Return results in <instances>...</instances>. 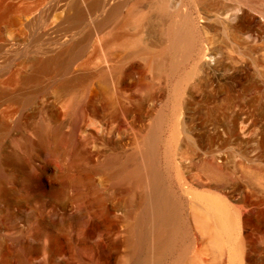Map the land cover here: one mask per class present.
Masks as SVG:
<instances>
[{"label": "bare ground", "instance_id": "obj_1", "mask_svg": "<svg viewBox=\"0 0 264 264\" xmlns=\"http://www.w3.org/2000/svg\"><path fill=\"white\" fill-rule=\"evenodd\" d=\"M127 1L130 3V0ZM45 2L47 1L45 0ZM197 2L196 5H201L202 12L206 16L216 14L214 8L216 4L212 0H197ZM28 3L23 2V0H0V36L2 37L6 30L13 29V33L10 32L12 35H10L9 40L6 38H1L3 41L0 40L2 44L3 42L7 44V50L12 55H16L12 58L7 51L8 56L11 57L5 61L3 59L2 63L0 59V99L5 96L9 87L10 90L11 87L12 90H15L17 85H26L34 81L44 71L59 67L58 64L67 62L73 57V53L82 50L87 35L84 32L76 31L74 33L73 28H78L81 23L84 25L83 22L87 16L92 15L94 17L85 25L89 26L90 30L97 29L105 23L107 19L105 17L110 15L109 17L113 18L111 20L113 21L123 6L112 2L111 5L113 6L106 7L107 4H103L101 0H71L64 3L63 6L65 5L68 10L64 16L65 20L68 21L66 31L60 37L54 38L52 49L48 48L47 51L36 49V55L39 54L37 57H26L28 46L25 44L23 33H21V25L24 23L23 27L26 28V16L31 13V6ZM137 3L139 0H134L131 6L129 5L130 8L124 7L135 11L136 17L132 21L130 19H128L129 21H117L118 19L115 18L117 20L112 22L114 28L121 30V32L113 34L112 37L115 35L116 37L110 38L112 40L109 41L111 45L123 47L122 51L124 53L126 50L127 55L145 54L150 45H153L147 36L152 35L153 37L156 34H153L151 30V35L150 32L147 35V30L155 27L160 31L157 21L161 19L159 16L164 15L169 19L166 24H169L166 26L161 24L165 38L160 37L161 32L159 37L160 40L161 38L165 39L163 45L168 48L170 55L174 54L176 56L174 59H177L179 54L184 56L191 51L198 38L200 27H197L199 24L196 25L190 13L184 12V20L172 22L171 19L174 14L168 12L167 6L169 4L167 5L166 0H151V3L147 4V11H143ZM108 8L110 14L107 15L105 13ZM130 10L126 12L130 13ZM97 12L100 14L105 12L104 14L107 16L103 15L105 16L103 18L101 15L102 18H99L103 20L96 23L94 20L98 19ZM180 13H183L182 10ZM133 14L134 12H132ZM176 17L174 16V20ZM154 19L157 20L154 22H157L159 27L155 26L156 23L152 26ZM57 21L54 20V22ZM160 22L164 23L162 19ZM82 24L81 28H83ZM126 28L128 30L129 28L134 29L136 32L125 33L128 31ZM124 30L125 32H122ZM106 33L108 34V31ZM106 33H103L104 36ZM110 34L112 35V33ZM157 37L158 34L155 35V38ZM155 41H158V38L153 40V42ZM106 46H108V42ZM96 50L94 49V51ZM91 51L93 50L91 49ZM104 51L100 52L96 58H100V62L104 63L105 67L108 65L106 68L110 69V73L106 76L107 80L108 77H111V81L116 86L120 83L118 80L120 77H117V80H114L113 77L115 78L118 71L114 73L115 69L106 64L112 59L108 55V49ZM112 53L110 54L112 55ZM17 55L22 58L17 57ZM3 57L5 56L2 55L1 58ZM98 60L96 61L98 62ZM100 64H96V69L88 68L85 65L83 72L80 73V78L83 80H74L73 77L76 76L71 75L67 80L60 83L59 89L65 94L67 91L73 92V88H76L73 85L76 84L77 86L79 83H83L85 79L98 75L100 69H105ZM26 66H29L30 71H24ZM103 75L105 76V74ZM77 77L79 78V76ZM101 80H104V77ZM131 84L124 83L125 86ZM124 85L123 87H125ZM28 96H25V100L32 98ZM87 97L89 96L87 95ZM151 97L154 98V95H147L145 99ZM183 97L185 98V96ZM80 99L76 100V103L70 104L74 105L72 110L70 108L73 111H70L71 114L73 113V121L71 120L73 122V130H71L73 132V160L59 162L56 160L57 155L56 159H53L55 155L48 160L38 159L41 152L55 147L51 146L54 143H52L53 141L49 142V140H53L51 138L54 135L53 130L57 132V128L60 127L61 122L58 123L57 109H53L52 113L45 114L47 116L43 118L39 117L41 119V122H38L40 125L37 123L38 127L36 126L35 130L27 132L31 136L34 134L33 136L36 138V143L26 144L28 145L26 151L28 159L16 160L10 156H5L0 142V264L264 263L262 259L252 257L249 247L252 243L249 241V228L254 210H252V205L255 204L249 190V180L252 175L250 156L246 152L241 160L236 162L233 158V152L226 151L225 148L231 145L235 132L231 123L225 125L224 116H215L213 110L206 112V115L195 116V113L191 112L188 102L180 101L182 117L177 119L181 120L183 129H181L182 136L176 139V166L178 172H180L179 169L182 171L178 178L180 190L177 194L170 187L167 173L159 165L157 156L160 141L158 132L163 126L162 116H159L155 122L154 131L144 135L143 145L126 152L122 142L125 134L124 129H126V125L128 127V124L135 122L136 118H143L137 110L139 106L133 103L128 105L119 103V106L108 108L102 97L92 101ZM1 105L0 102V132H5L8 127L4 120L8 117L11 118L12 115H10L11 110H7L9 107L2 108ZM87 111H91L97 115L96 117H100L99 130L97 128L94 130L95 127L89 131L81 130L80 120H83L81 118H84L83 116ZM14 115L11 120L14 119ZM98 120L99 118L95 121ZM138 121L136 122L138 123ZM19 122L17 118L15 125H18ZM64 123V125L69 124H66L65 121ZM123 127L125 128L123 129ZM194 127L195 131L192 132ZM25 131H29V129H25ZM51 149H49L51 151L49 156H52L55 151L53 148ZM185 205L190 208L188 216L185 214ZM64 214H68L65 217L69 218L66 223L59 221ZM192 229L195 230L194 235L192 234L194 242L192 239L191 241L193 244L197 243L196 245L200 249L196 246L195 249H199L198 252L204 254L207 251L204 258L201 256L202 258L195 259L194 254L197 251L194 253L190 250L191 242L188 241V236L190 232H193L190 231ZM263 237L261 236L262 241H264ZM193 244L192 247L195 245ZM190 251L192 255H190Z\"/></svg>", "mask_w": 264, "mask_h": 264}, {"label": "rangeland", "instance_id": "obj_2", "mask_svg": "<svg viewBox=\"0 0 264 264\" xmlns=\"http://www.w3.org/2000/svg\"><path fill=\"white\" fill-rule=\"evenodd\" d=\"M46 1L47 2H45V0H23V2L26 3L30 2L28 4L29 6H31V13L28 14V17L26 16L25 19V27L27 29L23 27L24 23L21 25V33H23L22 35L25 39V44H27L28 46V51L25 54L26 57H37L39 54L37 53L36 55V49L38 51H47L49 49H52L54 47L52 42L66 31L65 28L68 24V21L65 20L64 16L68 10L66 9L67 7L65 5L63 6V4L71 0H66L65 2L64 0ZM101 1L103 2V4H107L106 7H109V5L113 6L111 5L112 2L113 4L119 3L121 6L123 5L120 8L121 10H119V14H117L118 16L116 15L113 21H111L113 18H110V15L108 17H105L110 14L109 8L106 13L103 12V14H100L99 12H97L96 16H98V19L94 20L96 23L99 20H103L100 18H102V16L105 14L107 15L103 16V18L105 17L110 20L106 19L105 23L101 27L90 30L89 26L86 25L94 16H87L85 20L86 22H83L84 25L86 23V28L82 23L81 24L83 28H81V24L78 28H73V31H75L74 33H76V31L79 33L84 32V34L88 37H86V42L84 43L82 50H77L75 53H73V57L67 60V62L58 64L59 67L44 71L43 74H40V76L37 78L38 80L35 79L34 81L27 83L26 85H17L15 87V90H12V87L10 90L9 87L5 96L1 97V107H9V109L7 110H11L10 115H12L11 118H4V122L7 124L8 130L5 132H0L1 147L4 149L5 156H10L16 160L28 159V153L26 152L28 145L26 144L36 143V138L35 136H33L34 134L32 135L34 137L33 138L31 135H28L27 132L33 131L38 127V122H41V119H39V117L43 118L47 116L45 114L52 113L53 109H57V119L59 120L58 123L61 122L59 129L57 128V132L60 131L61 134L54 132L53 130V134L56 137L52 135L51 138L53 140H49V142L53 141L52 143H54L50 144L51 146H55L51 147L55 150V154L52 153V156H49L48 154H51V151L49 149L51 148H48L39 154L40 157L38 159L41 158V160H48L49 158L52 159V157L55 155V158L53 157V159H56V157L58 156L56 160H58L59 162H61L62 160H73V132L71 131L73 130V113L71 114V112L73 111L71 110L73 108L72 106L74 105L70 104L76 103V100H81L80 98L84 99L83 101H92L96 98L101 99V97L105 104L107 103L108 108H114L117 105L119 106V103H125L127 105L133 103L134 105L139 106V109L137 108V110L142 114L143 118H136L135 122H133L132 124H128V127L127 125L125 126L126 129H124L125 127H123L125 131L122 139L124 149L126 152H129L131 150H135L139 145H143V138L148 133H151V131H154L153 126L155 122L158 120L159 116H162L163 126L161 127L160 132H158L160 135V141L158 143L157 150L158 161L161 168L164 169L167 173L169 182L171 184L170 187L172 188L173 192H177L178 194L180 190L178 185V178L180 177V173L182 170L179 169L180 172H178L176 166V139H178L177 137L182 136L181 129H183V126L180 123L181 120H179L181 119L180 117H182V114H180V111L182 110L180 108V101H187L191 112H194L195 116H203L206 115V112L213 110L212 112L215 116H224L225 125L231 123L234 128L235 134L232 138V143L230 146H226V151L233 152V158L236 162H239L246 152H248L250 156L252 175L249 180V190L251 191L250 195H252V201L255 204L252 205L253 207L251 206L252 210L254 209V212L252 211V221L249 228V241L252 242L250 243L249 247L250 254H252L253 258L262 259V261H264V241H262L261 238V236L263 237L264 235V0H212L216 4V6H214L216 14L213 12L214 14L211 16H206L202 12V9L200 7L201 5H196L198 3L197 0H166L168 2L167 5L169 4L167 6L168 12L174 14L171 19L173 20L172 22L184 20L183 15L185 12L190 13L195 20L196 25L199 24L197 27H200V30L198 31V38L193 44L194 46L192 47L191 51L184 56H181L183 54H179L178 58H175L176 60L174 59V57L176 56L174 54L170 55L168 48L163 45L165 35L164 31L162 30L163 25L161 26V24H164V26L169 24H166V21L169 22L167 16H159L164 23L160 22V18V21L156 20L158 19V16L155 17L156 19H154L153 22L157 21L159 22V24L157 22H152L153 24L151 23L152 26H154L155 23V26L159 25L160 27H158L161 30L159 31L155 27L149 29V31L147 30V33L152 30L153 34H156H154L152 37L151 31V36H147L150 38L153 45H150L149 49L145 51V54L139 53L132 56L129 54L131 56L130 57L129 55H127L128 53H126L125 49L123 53V47L113 46L109 41H112L111 39H114V37H116V35L112 37L113 34H118L119 32H121V30L119 31V29L114 28V24H112V22L116 21L117 19V21H129L128 19L132 21L136 17L135 11L127 9L128 7L130 8L134 0H130V3L127 0H118V2H116L117 0L115 2L114 0ZM146 1L147 0H139V3H137V5L141 9H143V11H147V4L151 3V0H148L150 2ZM42 3L43 5H41ZM31 4H33L34 7ZM46 5H48L49 7ZM39 6H42V9ZM126 6L127 8H124ZM62 7L66 9V12ZM178 8H182L181 10L183 13H180L181 10H179ZM129 10L131 14L126 12ZM132 12H134L133 15ZM175 12L179 13L175 15ZM174 16H177L179 18L176 17L174 20ZM52 19H54L55 21H59L54 22V20ZM12 30L13 29L8 30L9 32L7 30L3 32V35L2 37L0 36V39L6 38L7 40H9L11 38L10 35H12L11 33H13ZM107 31L108 34L106 33ZM109 31L110 33H112V35L109 33ZM129 31H131V33L136 32L134 29L130 28L127 32H125V30L122 32L128 33ZM156 31H158L159 33ZM103 33H106V35L104 36ZM157 34L158 41H155V43L153 42V40H157V38H155V35ZM147 35H149V33ZM159 36L164 37L161 38V40L163 41L160 40ZM1 40L0 59L2 63L3 59L5 61V59L11 56L13 58L16 55H12L11 52L7 50V44H4V42L2 44L3 40ZM99 42L101 45L99 44ZM107 42L109 47L106 46ZM158 42H160L161 44ZM96 48L98 51L96 50ZM91 49L93 51H91ZM94 49L96 51H94ZM106 49H108V55L112 59L111 62L106 64H109L112 68L115 69L114 73L118 71L115 75L116 79L114 77L113 79L117 80L120 77V79H118L120 83H118L116 86L111 81V77H108L109 79L107 80L106 76L110 73V69L106 68L108 67V65H106L105 67V64L100 62V58H96V56H98L100 52H105L104 50ZM7 51L11 54V56H8L9 53ZM110 53H112V55ZM2 55H4L5 57L1 58ZM17 57L22 58L20 55H17ZM92 60H95V63ZM96 60H98V62ZM96 64H100V66L105 67V69H100V73L98 75H95L87 80L85 79L83 83H79L77 86L76 84L73 85V87L77 88H73V92L67 91L66 94L65 92H61V90L59 89V85L61 82L67 80L69 77H71V75L76 77L79 76V78L73 77L74 80H81L82 78H80V73L83 72L84 67L87 66L88 68L96 69ZM24 71H30L29 66H26V68H24ZM63 72L65 73L63 74ZM103 74H105V76ZM102 77H104V80H101ZM125 82L127 84H131L134 82V84L125 86ZM99 83L104 84H101V86ZM123 85L125 87H123ZM86 93L89 97H87ZM26 95H29L28 97L31 96L32 98L29 100H25ZM54 95L57 97H55ZM79 95L82 96L80 97ZM147 95H154V98L151 97L150 99H145ZM183 96H185V98ZM139 104L141 105V107ZM9 105L11 106V108ZM175 112L177 115L175 114ZM91 113V111H87L85 116H83L84 118H81L84 120H80L81 130L85 129V131H89L90 129L93 130L94 127V130H96V128L97 130L100 129L98 125L100 117H96V114L94 115V113ZM13 115L14 119L11 120L13 118ZM17 118L20 122L18 123V125H15ZM96 118H99V120L95 121L97 120ZM64 121L66 122V124H69L64 125ZM136 121H138V123ZM31 122H34L35 124H31ZM62 125H64L65 127H61ZM70 125L71 127H69ZM24 126L27 127L25 128ZM23 128L27 130L29 129V131H25V129ZM194 131L195 127L192 129V132ZM176 171L178 174L176 173ZM258 201H260V203H257ZM184 210L186 216H188L187 214L188 212H190V208L185 205ZM66 215L64 214L63 217H60L59 221L66 223V221L69 220L68 217H65ZM190 231L193 232H190L188 241L193 244L194 240L192 234L194 235L195 230L192 229ZM191 239L193 242L191 241ZM191 243L190 250L194 253L195 251L198 252L200 248L198 247V245H196L197 243H194L195 245L193 244L194 248L192 247ZM195 246L199 249L196 250ZM192 252L190 253V255H192ZM197 252L195 254L193 253L195 255H193L194 258L196 257L195 259H199V257H206L205 253H207V251L204 254L202 252L201 254L200 251L198 252L200 254H198Z\"/></svg>", "mask_w": 264, "mask_h": 264}]
</instances>
